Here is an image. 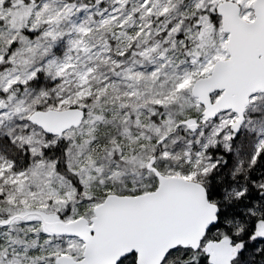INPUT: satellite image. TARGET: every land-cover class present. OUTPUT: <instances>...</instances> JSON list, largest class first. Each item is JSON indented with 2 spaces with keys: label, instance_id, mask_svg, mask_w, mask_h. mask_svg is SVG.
Wrapping results in <instances>:
<instances>
[{
  "label": "snow or ice",
  "instance_id": "1",
  "mask_svg": "<svg viewBox=\"0 0 264 264\" xmlns=\"http://www.w3.org/2000/svg\"><path fill=\"white\" fill-rule=\"evenodd\" d=\"M0 264H264V0H0Z\"/></svg>",
  "mask_w": 264,
  "mask_h": 264
}]
</instances>
